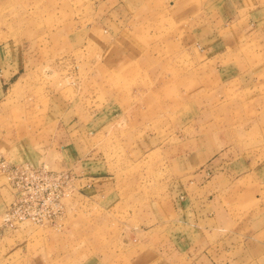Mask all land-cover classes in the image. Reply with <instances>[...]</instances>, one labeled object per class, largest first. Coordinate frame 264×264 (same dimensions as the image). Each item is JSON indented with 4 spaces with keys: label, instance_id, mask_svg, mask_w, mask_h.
<instances>
[{
    "label": "rangeland",
    "instance_id": "374dc122",
    "mask_svg": "<svg viewBox=\"0 0 264 264\" xmlns=\"http://www.w3.org/2000/svg\"><path fill=\"white\" fill-rule=\"evenodd\" d=\"M100 8V0H0V53L14 52L18 67L4 84L7 89L0 101V157L71 170L79 186L84 174L56 164L59 145L70 141L58 134L67 128L58 119L64 110V115L75 114L80 121L75 128L82 136L81 146L90 148L85 156L92 155L94 167L103 165L121 182L136 185L137 199H130L125 218L117 220L114 211L90 208L78 191L66 199L60 226L24 222L1 235L0 264H5L8 249L20 245L31 258L48 255L44 263L78 264L88 255L114 256L144 237L149 220L138 218L141 211L147 215L143 202L168 195L167 182L173 177L162 147H176L180 117L193 110L186 103L197 95L190 92L197 84L195 54L180 47L178 33L161 18L163 28L147 38L142 57L113 72L101 58V34L90 28ZM248 11L255 18L249 37L227 50L235 52L244 69L241 83L256 88L243 95L235 88L239 76H223L215 84L200 75V109L217 111L218 123L225 127L230 122V142L239 150L264 145V0H251ZM211 22L200 17V25ZM216 33L207 31L202 42ZM226 60L212 59L210 65L225 66ZM218 104L219 108L208 107ZM146 134L159 138L162 147L138 152L149 143ZM0 179L6 205L11 196L1 172Z\"/></svg>",
    "mask_w": 264,
    "mask_h": 264
},
{
    "label": "crops",
    "instance_id": "0c3cea01",
    "mask_svg": "<svg viewBox=\"0 0 264 264\" xmlns=\"http://www.w3.org/2000/svg\"><path fill=\"white\" fill-rule=\"evenodd\" d=\"M250 3L251 0H100V12L90 28L93 34H101V58L107 69L120 72L125 63L142 57L147 38L163 28L159 21L165 18L170 29L178 33L175 40L180 47L195 54L193 72L197 84L196 90L190 92L197 95L186 103L193 110L180 117V131L174 135L180 142L175 148L162 147L159 138L146 134L144 140L149 143L137 150L165 148L167 171L173 177L167 182L166 198L143 202L147 215L141 211L138 218L149 220L144 237L114 256L88 255L78 264H264V145L239 150L230 142V122L225 127L218 123L217 111L207 106L200 109V75L215 84L221 83L223 76L228 80L239 76L240 84L235 88L243 95L256 88L241 83L244 69L239 68L235 52L227 50L249 37L255 21L254 15L249 17ZM200 17L212 22L200 25ZM209 30L217 33L202 42ZM233 35L237 39H231ZM195 45H202L204 50L200 52ZM222 58H228L225 66L210 65L212 59ZM17 72L14 52L0 53V101L7 89L4 84ZM73 107L72 104L69 110ZM208 107L219 108L220 104ZM64 112L59 111L58 119L67 128H60L58 134L70 141L59 145L56 164L59 169L73 168L77 174H84L78 179L79 193L90 208L109 209L114 211V219H124L130 199H137L136 185L121 182L118 174L104 171L103 165L94 167L92 155L85 156L87 144L86 148L81 146L82 136L75 128L80 121L74 113ZM84 137L87 139L88 134ZM20 162L25 161L14 163ZM1 191L0 185V212L5 208ZM16 248L7 250L5 264H55L54 260L44 263L48 255L31 258L22 245Z\"/></svg>",
    "mask_w": 264,
    "mask_h": 264
},
{
    "label": "built area",
    "instance_id": "2783aa9c",
    "mask_svg": "<svg viewBox=\"0 0 264 264\" xmlns=\"http://www.w3.org/2000/svg\"><path fill=\"white\" fill-rule=\"evenodd\" d=\"M0 172L11 196L0 212V236L24 222L60 226L66 199L81 189L71 170H54L45 164L14 163L0 157Z\"/></svg>",
    "mask_w": 264,
    "mask_h": 264
}]
</instances>
